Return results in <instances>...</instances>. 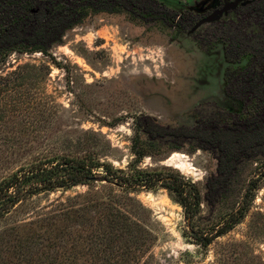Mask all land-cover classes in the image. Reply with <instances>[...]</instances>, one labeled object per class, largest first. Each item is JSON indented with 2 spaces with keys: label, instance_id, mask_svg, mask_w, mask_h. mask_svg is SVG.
Returning <instances> with one entry per match:
<instances>
[{
  "label": "rangeland",
  "instance_id": "1",
  "mask_svg": "<svg viewBox=\"0 0 264 264\" xmlns=\"http://www.w3.org/2000/svg\"><path fill=\"white\" fill-rule=\"evenodd\" d=\"M216 1H168L181 7L179 14L195 15L184 30L101 13L46 54L0 57V154L10 159L0 175L51 155H91L125 170L133 163L138 169L168 166L201 193L195 230L206 234L223 223L261 162L244 164L228 197L211 208L204 198L218 166L211 152L170 151L138 163L132 152L139 116L179 126L193 124L216 101L227 106V72L244 67L247 58L231 63L222 42L205 51L194 36H210L228 15L192 31L217 9ZM191 229L167 189L129 192L97 180L28 196L0 217V264H264V178L245 217L210 245L196 243Z\"/></svg>",
  "mask_w": 264,
  "mask_h": 264
},
{
  "label": "trees",
  "instance_id": "2",
  "mask_svg": "<svg viewBox=\"0 0 264 264\" xmlns=\"http://www.w3.org/2000/svg\"><path fill=\"white\" fill-rule=\"evenodd\" d=\"M168 1L0 0V57L13 52L46 54L63 42L69 30L101 13L125 14L145 26L175 30H184L195 22L192 12L179 14L181 7ZM198 35L194 41L202 50L209 51L222 42L231 63L247 58L244 67H231L227 72L222 100L227 106L216 101L210 112L199 111L193 124L179 126L162 124L151 115L139 116L132 152L136 163L146 156L170 151L211 152L218 162L217 172L207 181L204 197L211 208L228 197L230 186L240 177L244 164L261 162L259 172L248 179L242 199L223 223L206 234L195 230L193 220L200 212L201 193L176 169L168 166L138 169L134 163L129 170L117 169L91 155L41 156L9 175H0V217L28 196L100 180L129 192L167 189L183 207L192 227L189 234L202 246L210 245L239 223L246 215L251 193L264 178V0L235 8L215 24L210 36ZM9 161L8 155L0 154V170ZM25 258L26 255L22 259ZM21 262L27 264L25 260Z\"/></svg>",
  "mask_w": 264,
  "mask_h": 264
},
{
  "label": "water",
  "instance_id": "3",
  "mask_svg": "<svg viewBox=\"0 0 264 264\" xmlns=\"http://www.w3.org/2000/svg\"><path fill=\"white\" fill-rule=\"evenodd\" d=\"M207 1H212V0H207ZM242 1H245V0H242ZM216 2H214V5L217 4ZM238 4H239V0L225 4V6L221 9H216L212 14L206 16L198 24H196L192 31H195L198 27H200V25H202L204 23H208V22H212V21L217 20L219 17L223 16L224 14L228 13L230 10L237 7Z\"/></svg>",
  "mask_w": 264,
  "mask_h": 264
},
{
  "label": "flooded vegetation",
  "instance_id": "4",
  "mask_svg": "<svg viewBox=\"0 0 264 264\" xmlns=\"http://www.w3.org/2000/svg\"><path fill=\"white\" fill-rule=\"evenodd\" d=\"M234 1H238V0H217V4L216 5H214V2H213V7L212 8H214V7H217V9H221V8H223L224 6H225V4H227V3H231V2H234ZM252 1H254V0H245V1H242V0H239V4H238V6L237 7H239V6H242V5H245V4H248V3H250V2H252ZM237 7H235V8H237ZM234 8V9H235ZM234 9H232V10H230L228 13H226V14H224V16L225 15H229L230 14V12L231 11H233ZM216 10V9H215ZM214 10V11H215ZM213 11V12H214ZM212 14V13H211ZM208 16V15H207ZM206 17V16H205ZM204 17V18H205Z\"/></svg>",
  "mask_w": 264,
  "mask_h": 264
}]
</instances>
